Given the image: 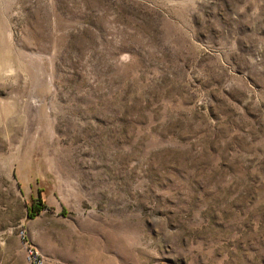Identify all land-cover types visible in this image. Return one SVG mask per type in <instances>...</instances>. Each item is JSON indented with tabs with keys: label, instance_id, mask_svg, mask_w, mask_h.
Masks as SVG:
<instances>
[{
	"label": "rangeland",
	"instance_id": "rangeland-1",
	"mask_svg": "<svg viewBox=\"0 0 264 264\" xmlns=\"http://www.w3.org/2000/svg\"><path fill=\"white\" fill-rule=\"evenodd\" d=\"M19 230L44 264H264V0H0V264Z\"/></svg>",
	"mask_w": 264,
	"mask_h": 264
},
{
	"label": "built area",
	"instance_id": "built-area-1",
	"mask_svg": "<svg viewBox=\"0 0 264 264\" xmlns=\"http://www.w3.org/2000/svg\"><path fill=\"white\" fill-rule=\"evenodd\" d=\"M17 234L20 242L23 245L26 264H44L42 256L38 253L35 248H33L31 244L27 242L23 230H19Z\"/></svg>",
	"mask_w": 264,
	"mask_h": 264
},
{
	"label": "trees",
	"instance_id": "trees-1",
	"mask_svg": "<svg viewBox=\"0 0 264 264\" xmlns=\"http://www.w3.org/2000/svg\"><path fill=\"white\" fill-rule=\"evenodd\" d=\"M43 206L42 203H40L39 199H36V201L29 206L27 209V217H33Z\"/></svg>",
	"mask_w": 264,
	"mask_h": 264
}]
</instances>
